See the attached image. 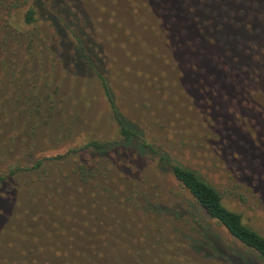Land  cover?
I'll list each match as a JSON object with an SVG mask.
<instances>
[{
	"label": "rangeland",
	"instance_id": "rangeland-1",
	"mask_svg": "<svg viewBox=\"0 0 264 264\" xmlns=\"http://www.w3.org/2000/svg\"><path fill=\"white\" fill-rule=\"evenodd\" d=\"M88 1L73 0L77 9L88 12L84 30L92 36L96 59L92 65L82 60V67H78L73 63L72 50L65 48L63 52L57 45L48 20L35 15L32 24L24 23V12L31 0H0V173L16 165L25 167L42 156L65 155L67 150L90 141L113 143L99 164L85 163V179L76 171L81 164L79 155H67L58 164L48 163L46 173L19 179L27 182L24 188L28 185L31 189L44 188L53 179L69 185L75 182L78 193H94L92 187L97 185L91 201L99 199V207L90 212L100 209L97 215L107 219L106 228L98 229L97 239L73 246L71 256L86 254L93 264H264L214 219L204 215L160 160L165 154L191 167V161L204 158L216 177L230 175L220 171L223 164L217 165L218 155L214 153L220 144L215 140L218 132L209 122L211 113L206 104L214 102V98L205 95L204 106L194 101L191 90L181 84L176 66L160 63L170 56L141 53V62L135 65L128 39L114 37V26L108 22L104 7H95ZM155 27L156 34L162 37L160 26ZM154 33L147 40L170 54L166 41ZM66 37V43L74 47V38ZM134 47L139 52V47ZM151 52L152 49L147 51ZM148 66L160 77L159 87L145 82L134 70ZM96 72H101L107 81L120 117L138 133L140 139L128 146L135 147V151L126 149L124 153L120 149L118 125ZM213 111L212 117L221 115L219 110ZM234 112L233 131L245 128L254 133V124L250 126L243 120V106H235ZM143 141L161 154L138 149L136 146ZM254 178V194L249 184L235 183L248 199L234 205L247 223L264 232V169L255 171ZM2 192L0 264H23L20 257L25 252L32 259L52 257L33 226H29L26 240L9 230L22 229L24 222L21 218L6 219L7 211L13 213L16 206ZM207 238L211 244L205 243ZM55 255L62 256L57 251ZM33 263L29 260L27 264Z\"/></svg>",
	"mask_w": 264,
	"mask_h": 264
},
{
	"label": "trees",
	"instance_id": "trees-1",
	"mask_svg": "<svg viewBox=\"0 0 264 264\" xmlns=\"http://www.w3.org/2000/svg\"><path fill=\"white\" fill-rule=\"evenodd\" d=\"M147 2L92 0L88 4L95 7L100 5L102 9L104 7L108 13V22H112L114 26V37L128 39V48L135 65L140 64L141 53L149 56L155 54L157 57L161 53L160 58L163 55L170 56L163 58L160 63L168 66L173 63L176 66L181 84L186 90H191L194 101L204 106L205 95L211 94L214 98V102L206 103L211 113L209 122L213 131L218 132L215 133V140L220 144L216 148L219 153L216 149L214 153L218 155L217 165L223 164L220 171H228L230 175L226 173L227 178L223 175L216 177L217 174L209 167L210 163H205L204 158L198 159L200 162L191 161V167L175 159L172 161L165 154H162L160 160L204 215L214 219L236 242L264 261V232L247 223L243 213L234 205L244 204L248 199L234 186L235 183L249 184V189L254 194L255 171L264 169V0ZM87 13L84 9H77L73 0H31L24 12V23L32 24L35 15L43 16L50 22L53 33L57 36V45L63 52L65 48H70L75 58L73 63L82 67V60L92 65L96 59L92 36L84 30L89 21ZM156 24L162 30V37L156 34ZM153 31L158 38L166 41L165 45L170 49V54H164V49L152 44L150 39L147 40L153 36ZM66 35L74 38V47L66 43ZM137 36L141 37V41ZM134 45L139 47V52L136 51L137 47L132 48ZM29 47L32 49L31 39ZM149 49H152L151 53H147ZM146 61L150 64L149 60ZM140 67L135 68V72L145 82L159 87L160 77L154 75L152 66L142 70ZM96 75L118 125L120 149L124 153L126 149L135 151V147L128 146L132 147V142L138 140V133L120 117L111 90L101 72H96ZM240 105L243 106L245 114L242 115L243 120L251 123L250 126L254 124V133L245 128L233 131L235 106L238 108ZM213 110H219L221 115L212 117ZM112 145L113 143L94 140L78 149L67 150L65 155L42 156L32 159L25 167L16 165L0 173V190L9 197V203L16 206L13 213L7 211L6 219L21 218L24 222L22 229L19 227L17 230H9H15L24 238L29 236V226H33L32 229L39 235L45 250L52 255L46 259H32L25 252L20 257L23 264H27L29 260L33 264H93L86 254L71 256V250L77 243L97 239L98 229L106 228L107 219L97 215L98 212L101 214L100 209L95 213L90 212L99 207V199L91 201L96 194L97 185L92 187L94 193H78L75 182L69 185L53 179L44 188L37 190L28 185L24 188L27 182L19 179L22 176L29 178L32 173H46L44 168L48 163L58 164L67 155H79L81 164L77 165L76 171L85 179V163L99 164ZM136 147L143 151L145 148L149 153L161 154L153 145L144 141ZM205 240V243L211 244L208 238ZM56 251L62 256L55 255ZM2 263L6 261L3 260Z\"/></svg>",
	"mask_w": 264,
	"mask_h": 264
}]
</instances>
